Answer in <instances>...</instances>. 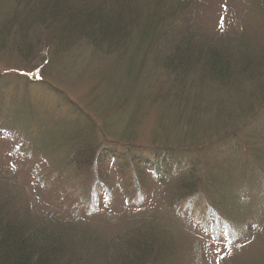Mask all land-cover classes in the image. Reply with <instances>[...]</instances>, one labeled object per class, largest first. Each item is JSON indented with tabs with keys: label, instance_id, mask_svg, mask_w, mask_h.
Returning a JSON list of instances; mask_svg holds the SVG:
<instances>
[{
	"label": "rangeland",
	"instance_id": "obj_1",
	"mask_svg": "<svg viewBox=\"0 0 264 264\" xmlns=\"http://www.w3.org/2000/svg\"><path fill=\"white\" fill-rule=\"evenodd\" d=\"M252 4L255 8L256 0H198L193 14L201 33L215 41L219 39L217 43L221 45H229L233 37L247 35L249 48L257 50L261 57L264 55V22ZM185 15L191 18L190 11ZM4 18L1 16L0 20ZM246 46L234 44L232 50H243ZM81 47L57 59L46 50L24 61L14 53L0 54V183L10 193L20 215L30 213L40 224L55 217L62 219L61 222L79 223L77 227L84 230L112 235L138 218L157 221L154 220L156 210L151 207L164 196L165 185L142 180L139 184L142 192L136 193L142 201L137 209L140 212L131 205L124 209L129 196L136 191L133 189L131 195L126 190L120 193L123 183L128 187L134 183L125 182L128 176L121 177L120 160L125 162L130 155L169 160L173 158L171 151L177 152L172 153L176 159L189 153L184 150V142L199 136V145L202 144L199 150L203 151L197 160L199 168L187 173L184 180L189 186L193 183L208 185L205 195L217 208L218 216L232 224L231 234L214 238L209 244L206 231L192 222L189 211L182 219L161 213L164 219L156 224L174 231L182 246V264H262L264 239L247 230L249 224L256 221H259L258 228L264 224V187L251 194L254 199L246 206L224 184L212 185L213 181L205 178L204 172L208 173L209 163L210 168L215 165L211 157L217 155L219 147L221 153H225L228 146L232 148L236 144L239 147L235 152L236 160L224 177L230 175L240 191L246 188V176L251 173L255 178L258 174L264 182V84L262 86L259 79L240 78L243 83L238 88L245 89L247 94L238 111L245 114V110L246 116L240 118L239 115L238 119L231 118L218 125L208 112H203L211 111L213 116L219 108H228L231 94L216 95L223 87L204 77H211L209 73L204 71L178 89L164 86V69L158 66L156 70L154 64L132 70L130 78L125 79L126 68L117 55ZM37 70L40 75H33ZM18 74H22V79L16 78ZM24 78L33 81L28 88ZM36 81L58 93L41 91ZM170 89L175 93H158ZM174 94L183 99L191 98L181 109L165 113L167 100ZM232 98L235 100L233 94ZM196 100L206 109L197 115L193 113L192 118L184 116ZM77 127L89 128L86 131L88 142L93 140L103 148H111L109 152L115 150L117 156L115 161L109 160L100 168L96 189L101 192L94 196L86 189L93 186L87 180L90 172L80 175L68 164L71 152L68 137ZM25 128L29 129L25 131ZM62 133L68 137L61 138L65 145L57 148ZM224 135L229 137L223 138ZM44 138L45 144H42ZM207 143H215L210 151ZM165 171L168 178L170 170ZM237 203L242 207H236Z\"/></svg>",
	"mask_w": 264,
	"mask_h": 264
},
{
	"label": "trees",
	"instance_id": "obj_2",
	"mask_svg": "<svg viewBox=\"0 0 264 264\" xmlns=\"http://www.w3.org/2000/svg\"><path fill=\"white\" fill-rule=\"evenodd\" d=\"M197 4L198 0H0V17L5 16L0 20V54L5 51L14 53L24 61L40 55L43 50L54 59L66 57L80 46L92 51L104 50L117 55L122 61L126 68L125 79L130 78L132 70H141L148 64H154L156 70L158 66L164 69V86H174L176 89L179 86L183 88L187 80L199 77L205 71L211 77H204L223 87V91L219 88L214 94H231L229 107L219 108L212 116L211 111L203 112L206 107H201L196 100L184 116L192 118L193 113L208 112L212 120L220 125L228 119H238L239 115L240 118L246 116L244 109L245 114L238 111L240 102L247 94L245 89L238 88L243 83L240 78L259 79L263 86L264 55L259 57L257 50L249 48L247 35L231 38L234 41L230 40V47L217 43L219 39L215 41L210 35L201 33L195 19L197 17L193 14ZM256 4L255 8L254 4L252 7L264 22V0H256ZM186 11H190V19H187ZM231 43L247 46L233 52ZM241 70L243 73L239 74ZM38 74L39 70L33 75ZM18 75L16 78L22 79V74ZM25 80L28 88L33 81L29 78ZM37 84L41 91L58 93L52 92L51 87H46L42 82ZM158 93L175 92L170 89ZM183 98L178 94L172 95L170 101L168 98L165 113L181 109L191 97ZM28 129L25 128V131ZM85 129L77 127L69 133V137L66 133L60 134L57 148L65 145L61 138L68 137L71 142L68 164L80 175L90 172L87 180L93 186L86 189L94 196L101 192L99 188L96 189L100 168L109 160L115 161L117 156L115 150L109 152L111 148H103L102 144L93 140L88 142L86 131L89 128ZM222 137L228 138L229 135ZM41 142L45 144V138ZM201 145L197 136L184 142V150L189 153L176 159L172 156L176 151H171L170 156L173 158L169 160L150 156L140 159L139 156L131 155L125 162L121 159L118 167L121 177L128 176L125 182L134 183L129 187L123 183L119 187L123 188L120 193L126 190L131 195L133 189L136 191L129 196L131 198L125 203L124 209L131 208L130 205L134 207L133 210L139 209L142 201L137 194L142 192L139 186L142 180L158 181L165 185V194L158 198L160 203L156 200L151 207L157 214L154 220L160 222L164 219L160 216L164 212L182 219L185 212L189 211L192 222L206 231L209 244L221 235L230 236L232 224L218 216L217 208L206 196L208 185L193 183L189 186L184 180L187 173L199 168V153H203L199 150ZM214 145L207 143V150L210 151ZM227 148L225 153H221L219 147L217 155L211 157L215 165L210 168L209 163L208 173L204 172V176L213 181L212 185L224 184L234 197L237 195V200L249 206L254 199L251 194L258 193V188L264 187L263 178L258 174H255V178L251 173L246 176V188L240 191L230 175H223L230 173V165L236 160L235 152L239 147L235 144ZM187 156L194 159H188ZM165 170H170L168 178ZM11 199L10 193L0 183V264H182V246L178 244L174 231L163 224H156L157 221L138 218L126 227L122 226L115 235L103 234L92 229H81L77 227L79 223L61 222L62 219L57 220L55 217L40 224L30 213L24 211L25 215H20ZM235 206L240 208L242 204L237 203ZM258 223L249 224L247 231L264 239V224L258 228Z\"/></svg>",
	"mask_w": 264,
	"mask_h": 264
}]
</instances>
